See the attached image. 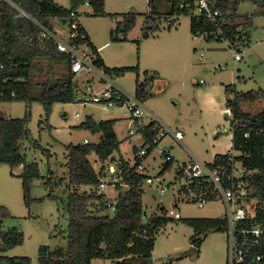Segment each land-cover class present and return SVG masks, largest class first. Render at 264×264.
<instances>
[{
    "label": "rangeland",
    "instance_id": "rangeland-1",
    "mask_svg": "<svg viewBox=\"0 0 264 264\" xmlns=\"http://www.w3.org/2000/svg\"><path fill=\"white\" fill-rule=\"evenodd\" d=\"M54 1L66 8L71 7V0ZM168 8L165 2L158 4L160 17L157 28L149 38L143 37L146 14L150 11L148 0H106L105 11L119 15L117 18L90 16L92 8L87 4L82 5L78 9V20L99 46L108 66L139 65L140 81L145 80V72L159 74V80L148 78L149 98L142 106L162 124L173 131H182L184 136L182 145L166 137L143 162L141 171L148 176L143 185L144 221L152 215H161L163 208L169 218L180 217V220L170 222L157 234L151 264H227L226 232L210 234L197 256L191 248L194 231L183 223V219L187 218H221L227 212L225 204L212 201L201 208L197 203L186 202L179 189L185 184L187 174L184 172L181 178H176V175L194 158L208 164L213 162L214 154L231 151L225 86L235 85L238 92L245 93L264 90V14H255L256 6L251 0L241 3L238 13L250 16L252 30L249 39L232 44L228 40L207 41L194 37L190 32L191 17L188 15L180 16L169 27L168 19L164 16ZM127 13L136 14L135 26L127 34L128 41L111 42V31L117 28L122 20L121 15ZM52 24L59 38L67 36L68 24L61 23L58 18L52 20ZM118 36L122 38L123 33L119 32ZM238 53L242 56L240 61L235 60ZM101 75V72H93L76 76L80 90H85L87 81L93 79L96 81L94 88L101 89L104 85L99 82ZM136 77L135 73H127L111 80L127 98L134 99ZM129 105L108 109L97 103H56L48 121L41 103L30 106V138L22 142V152L28 161L39 164L43 177L34 180L31 201L27 206L22 180L17 177L22 167L12 169L8 165H0V206L7 207L12 214L4 221L3 228L17 227L25 238L22 245L10 250L6 256L29 257L32 264H40V246L67 247L69 184L65 146L85 141L97 144L101 141L100 134L78 128L87 116H93L96 121L115 119L114 131L121 144L120 151L114 157L116 160L123 157L134 164L133 149L139 150L143 140L140 133L130 136V131L136 132L137 127ZM263 106V102L262 105L258 102L249 104L248 109L256 113ZM26 109L25 102L0 106V111L12 118H23ZM165 149L173 155L174 163L161 175L165 162L161 151ZM90 161L99 172L102 163L98 158L91 155ZM93 189L80 187L81 192H91ZM99 192L105 193L109 204L115 203L118 191L114 186H106ZM49 194L55 199L49 198ZM105 214L113 216L112 209ZM92 264L113 263L97 259Z\"/></svg>",
    "mask_w": 264,
    "mask_h": 264
},
{
    "label": "trees",
    "instance_id": "trees-1",
    "mask_svg": "<svg viewBox=\"0 0 264 264\" xmlns=\"http://www.w3.org/2000/svg\"><path fill=\"white\" fill-rule=\"evenodd\" d=\"M14 8L0 0V104L25 102L26 113L23 118H12L0 111V165L10 168L22 167L17 176L22 180L23 196L27 206L31 201V188L34 180L42 176L37 162H30L22 152V142L30 138V106L41 103L44 106L46 121L49 120L56 103H75L80 91L79 82L72 71L71 57L57 49L53 40L43 39V29L56 31L52 20L58 18L61 23L69 25L67 36L63 38L71 45H85L95 56L94 64L112 78L135 73V97L142 103L149 98L148 78H159L156 72H145V80L140 81V66L108 67L105 65L98 49L91 41L87 31L79 22L78 9L89 5L94 17L117 18V14L105 11L106 0H71V7L66 8L53 0H10ZM223 17L214 22L203 18H191L190 32L194 37L203 35L207 41L228 40L232 44L249 39L252 30L250 16L238 13V8L245 0H218ZM256 6V15L264 14V0H251ZM168 5L166 18L180 14V4H190V0H148L150 11L146 14L143 37L149 38L157 28L160 17L158 4ZM25 11L31 19L20 16L18 9ZM186 15V14H180ZM117 28L111 31V42L128 41L127 34L134 28L136 14H123ZM170 27V26H169ZM240 29H243L240 30ZM122 32L120 38L118 33ZM90 81H88L89 83ZM225 109L230 110L232 132V152L217 154L207 167L218 171L224 179V187L229 188L236 164L248 174L234 179L247 186L252 205L253 218L245 225L264 221V106L261 111L253 113L249 104L264 103V90L238 92L235 85L225 86ZM118 105L123 106V101ZM115 119L96 121L92 116L78 126L92 134H101V141L95 143L69 144L65 146L67 159V178L69 195L67 200L68 245L66 248L40 246L38 261L40 264H92L97 259L110 260L113 264H151L156 236L160 230L175 219L169 218L165 208L161 215H152L144 221L143 208L144 182L148 176L139 171L142 160L135 156L139 151L133 149L135 163L114 154L120 151V141L114 131ZM146 150L143 159H147L156 149V133L152 124L139 131ZM95 155L102 163L97 172L90 156ZM174 159L164 162L162 175L171 168ZM107 164V165H106ZM115 164L120 182L115 185L118 191L113 216L105 214L111 209L105 193L99 192L104 172ZM186 164L176 175H185ZM237 170V169H236ZM51 173V172H50ZM15 176L13 173H11ZM89 186L91 192H81L80 187ZM214 187L204 177L191 178L179 189L185 198L205 196L207 202L218 201L213 193ZM49 198L55 199L52 194ZM12 217L5 206H0V264H32L29 257H10L5 254L24 242V233L17 227L4 229V221ZM180 220V219H176ZM183 223L191 227L194 235L191 248L200 255V248L212 233L226 232L228 223L225 218H187ZM170 264V263H168Z\"/></svg>",
    "mask_w": 264,
    "mask_h": 264
},
{
    "label": "built area",
    "instance_id": "built-area-1",
    "mask_svg": "<svg viewBox=\"0 0 264 264\" xmlns=\"http://www.w3.org/2000/svg\"><path fill=\"white\" fill-rule=\"evenodd\" d=\"M14 8V3L10 0H4ZM189 4H180V14H186L191 18L201 19L206 21L214 22L218 18L223 17V12L219 6L218 0H190ZM18 9L20 16L31 19V16L25 11ZM175 15L168 17V25L176 23L179 17L182 15ZM197 37L203 38V35ZM42 38L53 40L56 43L57 49L66 53L71 57L72 71L78 77L83 73L91 74L93 72H101L99 82H103L104 85L101 89L96 90L94 85L91 83L86 84L85 90H80L75 98V102H82L83 104L97 103L106 106L108 109L121 106L119 102L123 101L124 104H129L131 117L135 122L137 131H130V136L139 133L146 127L152 124V130L156 133L154 143L157 147L166 138L171 137L174 143L181 144L183 141L182 131H173L169 127L162 124L149 110L144 108V103L140 102L136 97L134 99L127 98L126 95L119 90L114 83L112 78L107 76L103 70L96 67L94 64L95 56L89 47L85 45H71L67 43L63 38H59L56 31L43 29ZM242 59L241 53L235 56L236 61ZM4 66L0 64V70ZM225 68V67H222ZM95 81V79H93ZM96 83V81H95ZM2 104H0L1 106ZM230 116V110H226ZM87 143V141H85ZM156 147V148H157ZM146 155L145 149H139L135 154L143 162L145 161L144 156ZM161 155L165 158V162H170L174 159L173 155L169 150L165 149L161 151ZM143 162L139 166V171L143 170ZM239 165V166H238ZM237 169V170H236ZM236 169L233 175L227 180L231 181L229 188L224 187V179L220 173L212 171L207 167V164L199 162L196 158L192 159L186 166L185 173L191 178H206L211 185L214 187V195L218 201H221L226 206V214L222 217L225 218L228 223L226 230L228 242H227V264H264V221L256 224L245 225L246 222L253 218L252 205L256 203L252 199H249V193L246 184L243 182H235L234 179H238L248 172L242 168L240 164H236ZM105 177L101 181L100 190L103 191L106 186H114L120 182L119 172L115 164H111L104 172ZM186 202L197 203L199 207H204L207 203L205 196H194L191 195L185 198ZM112 211L115 206L112 204ZM176 219H180L177 215ZM168 264V263H163Z\"/></svg>",
    "mask_w": 264,
    "mask_h": 264
},
{
    "label": "crops",
    "instance_id": "crops-1",
    "mask_svg": "<svg viewBox=\"0 0 264 264\" xmlns=\"http://www.w3.org/2000/svg\"><path fill=\"white\" fill-rule=\"evenodd\" d=\"M54 1V0H53ZM56 2V1H55ZM57 3V2H56ZM59 4V3H58ZM89 6V5H88ZM81 23V22H80ZM82 24V23H81ZM83 26V25H82ZM84 27V26H83ZM84 29L87 31V29L84 27ZM87 33H88V35H89V37H90V39H91V41L93 42V44L96 46V48L98 49V52H99V54H100V56L102 57V59H103V61H104V63H105V65L106 66H108L107 64H106V62H105V59H104V57H103V55L101 54V50H100V48H99V46H97V44H96V42H95V40L92 38V36H91V34L87 31ZM108 67H110V66H108ZM122 67H127V66H122ZM126 75V74H125ZM124 75V76H125ZM160 78H158L157 80H159ZM90 80V79H89ZM95 81H90L89 83H91V84H93V85H95L96 83H94ZM86 84H88V81H87V83ZM225 100H226V95H225ZM93 117V116H92ZM115 127V126H114ZM230 130H231V126H230ZM101 135V134H100ZM216 143V142H215ZM214 147H215V145H214ZM231 147H232V132H231ZM216 153H219V151H216V150H214ZM228 152H230V151H228ZM227 152V153H228ZM223 154H226V153H223ZM217 154H214V157L216 156ZM214 159V158H213ZM187 166V165H186ZM117 198V197H116ZM116 201V200H115Z\"/></svg>",
    "mask_w": 264,
    "mask_h": 264
}]
</instances>
